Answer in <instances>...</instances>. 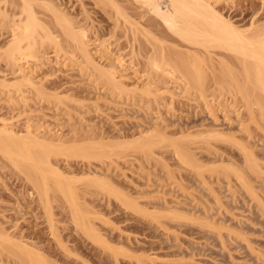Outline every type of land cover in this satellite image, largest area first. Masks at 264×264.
Returning a JSON list of instances; mask_svg holds the SVG:
<instances>
[{"label": "rangeland", "instance_id": "1", "mask_svg": "<svg viewBox=\"0 0 264 264\" xmlns=\"http://www.w3.org/2000/svg\"><path fill=\"white\" fill-rule=\"evenodd\" d=\"M21 1L0 0V124L42 158L32 164L0 134V264H32L27 252L33 264H264V89L248 82L246 97L222 78L226 66L241 81L244 56L171 33L142 0H26L55 40L22 46L39 58L34 85H15L5 54ZM208 2L244 36L263 34L264 0ZM58 10L86 29L117 88L56 24ZM151 50L197 55L203 85L171 75L176 60L154 70Z\"/></svg>", "mask_w": 264, "mask_h": 264}, {"label": "bare ground", "instance_id": "2", "mask_svg": "<svg viewBox=\"0 0 264 264\" xmlns=\"http://www.w3.org/2000/svg\"><path fill=\"white\" fill-rule=\"evenodd\" d=\"M23 1V3L26 1V0H22ZM21 1V2H22ZM104 1V0H103ZM123 1V0H122ZM141 1V0H140ZM139 1V2H140ZM143 2H141V3H144V2H146L147 3V6L149 7V9L150 10H152L153 12H155V13H157V15L162 19V22L164 23V25H166V28H168V30L170 29L171 30V33H172V31L173 32H175V34L177 33V34H179L180 35V37H183V38H185L186 40H188L189 42H192L193 44H197V43H200V44H207V43H215L216 45H218V46H222V47H225V48H229V49H231L232 51L234 50V52H238V53H241L244 57L242 58V60H241V72H242V74H243V79H245L244 81H243V79L241 80V81H239V79H237V78H235V77H237L236 75L234 76V74H235V72H234V74H233V72L229 69V67H226V66H223V64H222V66H223V77L222 78H224V77H228L229 79H231V80H229V81H231V82H233V84H235L234 86H236V87H238V89L247 97V95H250V96H252V94H251V91L252 90H250V89H253V87L255 86V87H257V85H258V87H260L261 86V88H259V89H264V76H263V72H264V38H262L263 39V41H261V38H259V37H263L264 35V32H263V34H262V32H261V30L259 29H255V33H252V34H254L253 36L255 37V38H253V39H250V37H248V36H244L243 34H242V31L243 30H237V27H236V29H235V27L232 25L233 23H231V22H229V21H227L228 19H227V17L225 18V20L224 19H222V17L223 16H221L220 17V15H218L215 11H214V9H213V6H212V4H210L211 2H208V0H162V2H165V7H164V10L160 7L161 6V4L159 3V1L160 0H142ZM30 1H26L25 2V4H23V8L21 9V10H23L24 11V13L23 14H26V16L24 17V19H21L20 17L18 18V19H20L19 21H18V23H16V25H14L15 27H13L14 28V30H13V35H12V39H11V41L9 42V48H8V50H7V52H6V54H5V58H6V61H7V63H10V64H13V66H15V65H17V66H19L18 67V70H17V72L15 73V75H14V81H12V84H13V82H14V84L16 85V83H19V84H21V83H26L27 82V84H30V86L31 85H34L33 84V80H32V78L30 77V76H27L26 74H27V70H28V68H29V65H30V62L32 61L31 59H33V60H37L38 61V58L39 57H36V55H34V54H30V55H25L23 52V48H22V46H24V44H27V47L29 46V45H31L30 47H32L33 45H36L37 43V41H39V42H41L40 44H44V42H53L55 39V37L53 36V34H52V32H51V30H48V28L47 27H45L43 24H41V23H39L40 21H38V20H40V19H38V17L35 15V13L33 12L34 10L32 9V7H31V5H32V2H30ZM105 2V1H104ZM107 2V1H106ZM111 2H115L114 0L112 1L111 0ZM117 2V1H116ZM139 2H137V3H139ZM149 3V4H148ZM48 4V3H47ZM114 4H116V3H114ZM120 4V3H119ZM110 5V4H109ZM112 5V4H111ZM141 5V4H140ZM33 6V5H32ZM43 6H46V4H44ZM49 6H51L50 4H49ZM48 6V7H49ZM122 6V5H121ZM52 7V6H51ZM112 7V6H111ZM136 7V6H135ZM21 8V7H20ZM47 8V7H46ZM45 8V9H46ZM54 8H56V7H54ZM53 8V9H54ZM114 8V7H113ZM142 8V7H141ZM140 8V9H141ZM144 8V7H143ZM142 8V9H143ZM49 9V8H48ZM58 9V8H57ZM115 9V8H114ZM122 9V8H121ZM125 9V8H124ZM118 10H119V5H118ZM55 11H56V9H55ZM53 12L54 13V15H55V13H59L56 17L58 18V22L59 23H57V21H56V24H58V25H60L61 27L60 28H62L63 29V31L64 32H66V35H70V37L69 38H71V42H73L74 41V43H75V45L77 44V46H78V49L80 48L81 50H82V52H83V54H84V56L86 55V58H89V60L90 59H92L91 57L92 56H90V53H88V46H87V44H86V41H85V39L86 38H84L85 36L84 35H86L85 34V30L83 29V27L81 28V27H78V28H76L74 25H73V21L71 20V19H68L67 18V16L64 14V12H61V11H57V12ZM152 11H150V12H152ZM217 11V10H216ZM117 11H115V13H116ZM126 12V11H125ZM61 14H63V15H61ZM117 14V13H116ZM118 14H120V13H118ZM220 14V13H219ZM125 15H127V14H125ZM142 15H144V14H142ZM141 15V16H142ZM65 16V17H64ZM116 16V15H115ZM129 16V15H128ZM147 16V15H146ZM156 16V15H155ZM118 17V16H117ZM127 16H125L124 18H126ZM132 17V16H131ZM128 18H130V17H127V20H128ZM143 18V17H142ZM150 18V17H149ZM133 19V18H132ZM135 19V18H134ZM71 20V21H70ZM130 20V19H129ZM128 20V21H129ZM140 20V19H139ZM143 20V19H142ZM147 20H149V19H147ZM151 21V20H150ZM14 22V21H13ZM133 22H134V20H133ZM136 22V21H135ZM130 23V22H129ZM153 23V22H152ZM74 24H75V22H74ZM138 24V23H137ZM154 24V23H153ZM40 25H42V26H40ZM140 25V24H139ZM132 26V25H131ZM136 26V25H135ZM160 26V25H159ZM136 27H138V25L136 26ZM144 28V26H141L140 28ZM153 27V26H152ZM151 27V28H152ZM163 27V26H162ZM142 28V30H139L140 32L141 31H143L144 30V32H146L145 31V29H143ZM148 28V27H147ZM146 28V29H147ZM159 28V27H158ZM157 28V29H158ZM165 28V27H164ZM240 28V27H239ZM134 29V28H133ZM155 29V28H154ZM262 29V28H261ZM40 30V31H39ZM137 30V29H136ZM135 30V31H136ZM163 30V29H162ZM138 31V32H139ZM153 31H155V30H153ZM152 31V32H153ZM263 31V30H262ZM143 32V33H144ZM167 32V31H166ZM170 32V31H169ZM68 33V34H67ZM142 33V35H144V34H146V33H144L143 34ZM147 33H149V32H147ZM151 34V33H150ZM159 34V33H158ZM157 34V35H158ZM149 35V34H148ZM148 35H146V36H148ZM173 35H174V33H173ZM178 35V36H179ZM145 36V35H144ZM152 36V35H151ZM154 36V35H153ZM152 36V37H153ZM252 35H251V37H253ZM149 37V36H148ZM160 37V36H159ZM172 37V36H171ZM145 38V37H144ZM156 38H157V36H156ZM164 38V37H163ZM182 38V39H183ZM247 38H249L248 40H247ZM147 39V38H146ZM153 39H154V41H155V36L153 37ZM159 39V38H158ZM177 39V38H176ZM260 39V40H259ZM73 40V41H72ZM157 40V39H156ZM168 40V39H167ZM162 41V40H161ZM57 42V41H56ZM157 42H159V41H157ZM187 42V41H186ZM164 43V42H163ZM162 43V44H163ZM182 43V42H181ZM183 43H185V42H183ZM33 44V45H32ZM39 44V43H38ZM152 44V43H151ZM161 44V45H162ZM210 45V44H209ZM158 46H159V44H158ZM197 46H199V45H197ZM206 46V45H205ZM154 47H156L155 45H154ZM170 47V46H169ZM189 47V46H188ZM202 47V46H201ZM22 48V49H21ZM163 48V47H162ZM194 48V47H193ZM214 48V47H213ZM219 48V47H218ZM187 49V48H186ZM208 49V48H207ZM153 50H156V48L155 49H153ZM158 50H159V48H158ZM163 50V49H162ZM180 50V49H179ZM196 50H197V48H196ZM203 50V49H202ZM205 50V49H204ZM152 51V50H151ZM177 51H178V49H177ZM193 51V50H192ZM191 51V52H192ZM5 52V51H4ZM155 52V51H154ZM170 52V51H169ZM181 52H182V50H181ZM184 52V51H183ZM199 52V51H198ZM233 52V53H234ZM156 53V52H155ZM154 53V54H155ZM159 53V55L156 53V55H154L153 54V51H152V54H153V56H152V54L151 53H149V54H151V58L149 59L150 61H149V63L151 64V65H149V66H152V68L154 69V70H157L156 68H161L162 67V65H163V68H161V70H162V72L164 71L163 69H164V66H168L169 64H167V63H169V62H171V61H175L176 60V66L174 65V63L172 64V63H170V64H172L171 65V67H172V71H170L171 72V75H172V72L173 71H180V72H182L183 74H184V76H186L187 78V80L188 79H190L189 81H196V82H194L195 84H197L198 82L200 83V81L202 82V74H201V71L199 70V66H197V64L199 65V63H201L197 58H193L192 59V61H189L188 60V56L185 58V56L183 55L182 56V54H177L178 56H177V58L176 59H171V61H169V59L166 57V56H164V54H163V51H162V54H160L161 52H158ZM172 53V52H171ZM194 54H196L195 53V50H194V52H193ZM4 54V53H3ZM16 54H18L19 56H21L19 59H16ZM169 54V53H168ZM167 54V55H168ZM176 54V53H175ZM186 54V53H185ZM193 54V55H194ZM240 54V55H241ZM25 55V56H24ZM189 55V54H188ZM192 55V54H191ZM192 55V56H193ZM150 56V55H149ZM199 56V55H198ZM209 56V55H208ZM211 56V55H210ZM169 57H170V55H169ZM172 57V56H171ZM176 57V56H175ZM189 58H190V56H189ZM199 58V57H198ZM202 58V57H201ZM238 58V57H237ZM240 58V57H239ZM247 58H253V60L255 59V62H250V61H248V59ZM199 61V63L197 62V60ZM191 60V59H190ZM196 60V61H195ZM206 60V59H205ZM210 60V59H209ZM22 61V62H21ZM92 62V64L94 65V67H96L97 68V66H99V64L98 63H96L93 59L91 60ZM148 61V60H147ZM169 61V62H168ZM222 61V60H221ZM225 61V60H224ZM93 62H95V63H93ZM167 62V63H166ZM98 64V65H97ZM165 64V65H164ZM173 65H174V67H173ZM102 67V66H101ZM170 66H168V70L170 69L169 68ZM231 67V66H230ZM239 67V66H238ZM15 68V67H14ZM98 68H100V66L98 67ZM97 68V69H98ZM151 69V68H150ZM152 69V70H153ZM201 69V68H200ZM220 69V68H219ZM263 70V71H262ZM99 73H98V75H100V76H102V77H104V76H106L107 77V79H105L104 78V80H108V82L111 84V85H113L114 87L115 86H117V82H116V80H115V76L113 75V73H111V72H108V71H106V69L105 68H100L99 69ZM222 71V70H221ZM173 73H175V72H173ZM167 74V73H166ZM183 74H182V76H183ZM219 74H220V71H219ZM239 74H240V72H239ZM104 75V76H103ZM174 75V74H173ZM207 76V75H206ZM239 76H241L242 77V75H239ZM13 77V76H12ZM204 77V76H203ZM221 78V79H222ZM0 79H2V78H0ZM103 79V78H102ZM206 79H207V77H206ZM205 79V80H206ZM225 79V78H224ZM227 79V78H226ZM213 80H214V78H213ZM4 80H2L1 81V83L3 82ZM8 81V80H7ZM7 81H5V82H7ZM208 81V80H207ZM187 82V81H186ZM204 82V81H203ZM206 82V81H205ZM222 82H223V79H222ZM244 82V83H243ZM251 83L252 84V86H249L247 83ZM256 82V83H255ZM193 83V84H194ZM207 83V82H206ZM205 83V84H206ZM4 84V86H5V83H3ZM190 84V83H189ZM201 84V86L203 85V83H200ZM217 84H219V83H217ZM250 84V85H251ZM36 85V84H35ZM11 86V85H10ZM112 86V87H113ZM254 87V88H255ZM115 88H117V87H115ZM257 89V88H256ZM237 90V89H236ZM248 91H249V93H248ZM262 91V90H261ZM253 92H254V89H253ZM258 94V93H257ZM254 96V95H253ZM255 96H256V94H255ZM249 97V96H248ZM257 98H259L258 96L256 97V99ZM247 99V98H246ZM260 99V98H259ZM7 124L5 123V122H2L1 124H0V134H3V137L1 138L2 140H1V142H4L5 144L6 143H8L9 141H13L16 137L15 136H17V135H15L14 134V132H13V130H10V129H8L7 128V126H6ZM29 132H31L30 131V129H27L26 130V134H29L28 135V138H30V137H40L41 138V134L40 133H38V135L39 136H37V132L35 133V134H33V132L32 133H29ZM31 134H33V136H31ZM153 135V134H152ZM27 136V135H26ZM30 136V137H29ZM19 137V136H18ZM21 137H23V136H21ZM33 138V139H34ZM32 139V138H31ZM39 139L37 138V140L36 141H38ZM7 141V142H6ZM17 141V140H16ZM16 141H13V145L16 147V146H18V145H16ZM149 142V141H148ZM38 144H41L39 141L37 142ZM20 144V143H19ZM27 143H25L24 142V144H20L19 146H18V148L17 149H20V150H17L18 151V153H17V151H16V154L17 155H19L20 157H22V158H24V159H26L27 158V160L28 159H30V161L31 160H33L36 164H39V162H37V161H41L40 159L42 158H40V156H39V154H38V151L37 150H33L34 152H32V151H30V150H32V148H30V150L28 149L29 147H27V145H26ZM20 151V152H19ZM40 155H42V154H40ZM184 155V154H183ZM185 155L187 156V154L185 153ZM190 160V159H189ZM192 160H193V158H192ZM195 162V161H194ZM31 163H32V161H31ZM34 163V165L36 166V164ZM33 164V163H32ZM33 165V166H34ZM34 166V167H35ZM40 167H41V165H40ZM37 168H38V165H37ZM52 170L54 169V168H51ZM56 170L54 171L55 173H52V174H56V176L58 175V177H60V178H58L59 180H56L55 179V183H54V185L57 183V185L56 186H58V187H60V188H64V189H61V190H65V186H62V185H67V188H68V190L70 189L71 190V186L70 185H68V183L67 182H69V180L67 181L66 180V177H64L63 176V178H65V181H64V179L63 178H61L62 177V173L61 172H59V170L57 169V168H55ZM49 171H50V169H49ZM53 172V171H52ZM42 176L44 177V179H45V176H44V174H42ZM56 176H55V178H56ZM42 177V178H43ZM84 177V176H83ZM43 179V180H44ZM61 179H63L62 181H61ZM70 179V178H69ZM80 179V178H79ZM85 179V178H84ZM86 179H88V180H90L92 183H96V185H98V184H101V182H99L98 183V179L96 178V180H97V182H95V178L94 179H92V178H90L89 179V177L88 178H86ZM94 180V181H92V180ZM101 179V178H100ZM242 179V178H241ZM71 180H72V178H71ZM73 180H74V178H73ZM103 180V179H102ZM105 180V179H104ZM57 181V182H56ZM67 181V182H66ZM79 181V180H78ZM84 181V180H83ZM100 181V180H99ZM105 181H107V180H105ZM105 181H103L104 183H105ZM62 182H64L65 184H62ZM74 182V181H73ZM70 183H71V181H70ZM98 183V184H97ZM108 183V182H107ZM90 184V183H89ZM102 185V184H101ZM66 188V189H67ZM68 190H65V191H63V193H65V192H68ZM70 193V192H69ZM68 193H65V195L68 197V195H67ZM71 194V193H70ZM71 196H69L68 198H70ZM28 253V252H27ZM27 253H25V255H26V257H27V259L29 260V263H31V262H33L34 263V260H35V258H32V257H34L33 256V254H32V256L28 253V256H27ZM26 257H25V259H26ZM34 259V260H33ZM28 260H27V262H28ZM33 260V261H32ZM32 263V264H33ZM261 264V263H260Z\"/></svg>", "mask_w": 264, "mask_h": 264}]
</instances>
